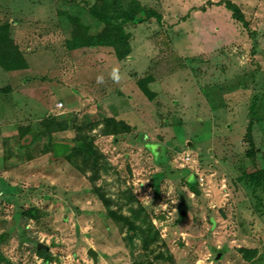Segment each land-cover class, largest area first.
I'll return each mask as SVG.
<instances>
[{
    "label": "rangeland",
    "instance_id": "rangeland-1",
    "mask_svg": "<svg viewBox=\"0 0 264 264\" xmlns=\"http://www.w3.org/2000/svg\"><path fill=\"white\" fill-rule=\"evenodd\" d=\"M117 1L0 0V63L26 69L0 80V264H264V0H230L247 28L221 0ZM92 8L127 56L67 48V16L103 36Z\"/></svg>",
    "mask_w": 264,
    "mask_h": 264
},
{
    "label": "trees",
    "instance_id": "trees-1",
    "mask_svg": "<svg viewBox=\"0 0 264 264\" xmlns=\"http://www.w3.org/2000/svg\"><path fill=\"white\" fill-rule=\"evenodd\" d=\"M56 2H59L60 0H53ZM219 4H223V6L230 11V16L232 19L240 22L244 28H247V22L244 19L239 7L231 2L230 0H221L218 2ZM104 6L108 5H114L119 6V2L117 0H103ZM79 14L84 15L89 14L91 16V19L94 20L96 23H103L106 28H104V33L101 35H88V36H81V29H80V23L77 22L78 18L77 16L71 15L70 17L67 16L66 20L72 19L74 21V24L68 28L67 33H70L69 37L65 39V44L68 49H73L79 46L83 45H108L112 46L114 49V53L118 59H122L129 53V46L127 43V36L123 32L122 27L120 25H114L112 22V17L110 15L106 14L105 12L99 11L97 9H89V10H83L79 9ZM122 20L124 22L133 21L132 19V13H123ZM62 16V14H61ZM154 17L157 22L160 21L161 17L158 13H156L153 10H147L145 14V18ZM144 19V18H143ZM143 19H138V21H142ZM63 23V17L60 19ZM7 33V29L10 28V24H4L1 26ZM70 29V31H69ZM10 40V39H9ZM0 67H2L4 70H17L21 68H25V64L21 65H6L0 63ZM150 80V77H143L142 79H139L137 81V86L140 89V91L148 98L152 99L153 93L147 88V81ZM54 118L51 117V120ZM70 128H74L72 125H68L67 123L58 124L55 125L54 129H51L53 131H59V130H67ZM80 141H77L76 139L72 142H61V141H55L51 140L48 142L49 150L51 152V157L54 159L57 158H64L69 159L74 154L76 149L79 147ZM259 178H262L264 180V168L259 170L258 172ZM45 258V260H47Z\"/></svg>",
    "mask_w": 264,
    "mask_h": 264
},
{
    "label": "crops",
    "instance_id": "crops-1",
    "mask_svg": "<svg viewBox=\"0 0 264 264\" xmlns=\"http://www.w3.org/2000/svg\"><path fill=\"white\" fill-rule=\"evenodd\" d=\"M0 69L3 70L5 72V74H6V76L0 74V80H2V82L6 83V84H11L12 83L10 81V76L12 74H14L16 72H22V71L26 70L24 68L17 69V70H4L2 67H0ZM3 77H5V78H3ZM10 96H11L10 94L7 95V97L6 96H3V95L2 96L0 95V120L1 119L4 120L5 117L8 118V115L9 114L11 115V113L15 111V109L10 106V104H12L11 103V97ZM61 106H62L61 104H58V108L61 107ZM6 127L10 128V125L8 124ZM55 141L67 142V141H62V140H55ZM49 153H50V157H51L50 150H49ZM52 159H54V158H52ZM57 159H60V158H57ZM54 160H56V159H54Z\"/></svg>",
    "mask_w": 264,
    "mask_h": 264
},
{
    "label": "water",
    "instance_id": "water-1",
    "mask_svg": "<svg viewBox=\"0 0 264 264\" xmlns=\"http://www.w3.org/2000/svg\"><path fill=\"white\" fill-rule=\"evenodd\" d=\"M37 247L40 248V247H42V245H38ZM222 251H223V250H219V251L217 252V254H216V258H218V257L221 255ZM87 254L90 255V256L92 257L93 260H96V255H97V253H96V251H95L94 249H92L91 247L88 248V250H87Z\"/></svg>",
    "mask_w": 264,
    "mask_h": 264
},
{
    "label": "clouds",
    "instance_id": "clouds-1",
    "mask_svg": "<svg viewBox=\"0 0 264 264\" xmlns=\"http://www.w3.org/2000/svg\"><path fill=\"white\" fill-rule=\"evenodd\" d=\"M110 75H111V79L113 81H117L119 79V75H118L117 69H115V68H113V70H112ZM96 79H97V82H102L103 77L102 76H97Z\"/></svg>",
    "mask_w": 264,
    "mask_h": 264
}]
</instances>
